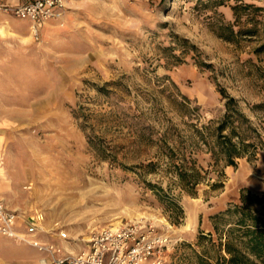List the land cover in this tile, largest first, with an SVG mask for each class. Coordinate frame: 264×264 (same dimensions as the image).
Segmentation results:
<instances>
[{"label": "rangeland", "instance_id": "1", "mask_svg": "<svg viewBox=\"0 0 264 264\" xmlns=\"http://www.w3.org/2000/svg\"><path fill=\"white\" fill-rule=\"evenodd\" d=\"M236 1L65 0L67 15L57 21L65 40L46 48L36 39L37 82L19 93L24 105L31 96L37 107L30 113L24 108L18 118L23 129L16 133L17 148L26 163L23 178L12 187L21 210L43 215L49 230L39 234L43 239H52L50 229L58 221L69 234L65 243L79 250L94 231L139 219L169 234L164 264H187L192 248L198 249V234L214 233L213 215L238 203L243 189L264 191V147L255 157L238 158L235 166L212 165L209 153L194 147L191 155L202 175L191 193L180 187L163 148L137 140L119 121L122 110L141 115L153 137L168 129L170 144L182 139L191 151L195 125L222 116L223 87L264 136V105L251 109L264 104V52L254 51L262 39L229 42L212 30L218 19L233 20ZM243 1L264 6V0ZM17 26L26 29L28 22ZM112 81L119 82L108 85L122 97L117 104L99 90ZM181 95L189 98V108ZM148 183L175 199L180 217ZM226 222L224 214L219 224ZM7 243L17 245L0 237V264H35L30 255L37 252L29 245H21L28 250L20 253L4 248ZM26 255L30 258L21 260Z\"/></svg>", "mask_w": 264, "mask_h": 264}, {"label": "trees", "instance_id": "2", "mask_svg": "<svg viewBox=\"0 0 264 264\" xmlns=\"http://www.w3.org/2000/svg\"><path fill=\"white\" fill-rule=\"evenodd\" d=\"M231 9L233 20L225 21L222 18L216 20L212 27L214 33L229 42L258 36L262 43L255 47L254 51L264 52V6L237 0L231 5ZM182 40L188 42L187 39ZM112 84L118 85L119 82H105L99 90L106 95H113V100L117 104L122 97L116 89H108V85ZM218 90L224 99V112L216 121L209 120L206 124L195 125L191 136L192 142H189L192 146L191 151L187 150V142L182 139L177 143L175 140V146L173 143L170 144L168 129L153 137V131L145 125L141 115L130 114L127 110H122L120 114L119 121L131 128L137 140L155 141L163 148L180 187L191 193L202 175L196 159L191 155L194 147L204 148L210 155L212 165L222 161L224 165L232 166L236 165L240 157H255L259 149L264 147V136L239 107L237 99L223 87H219ZM181 98L182 105L189 108L187 105L189 98L185 95H181ZM262 105L264 104H253L251 109ZM197 107L192 109L195 110ZM87 141L97 147L90 135H87ZM98 148L101 156L106 157L104 147L98 145ZM148 185L159 200L167 204L174 217L182 214L181 206L173 197L167 195L164 188L152 183ZM212 185L214 186V183ZM224 214L227 215L229 222L220 226ZM212 218L214 233L198 234L196 242L198 249L192 248L193 260L187 264H264V191L251 194L243 189L238 203L213 215ZM174 220L176 222L178 219Z\"/></svg>", "mask_w": 264, "mask_h": 264}, {"label": "built area", "instance_id": "3", "mask_svg": "<svg viewBox=\"0 0 264 264\" xmlns=\"http://www.w3.org/2000/svg\"><path fill=\"white\" fill-rule=\"evenodd\" d=\"M64 4L65 0H0V8L30 22L35 39L38 26L60 17ZM42 216L10 209L0 197V236L36 248L41 253L39 264H164L171 244L169 234L138 219L102 227L87 238L83 248L71 252L65 243L69 234L58 221L50 229L52 239L39 235L49 231Z\"/></svg>", "mask_w": 264, "mask_h": 264}, {"label": "crops", "instance_id": "4", "mask_svg": "<svg viewBox=\"0 0 264 264\" xmlns=\"http://www.w3.org/2000/svg\"><path fill=\"white\" fill-rule=\"evenodd\" d=\"M61 15L67 14L62 12ZM59 19V17L54 18L38 26V37H41L46 48L54 46L60 38L65 40V36L60 34L61 27L57 23ZM19 20L27 21L28 28L20 29L17 26ZM39 50L30 22L0 8V190L2 193L5 192V196L1 193L0 197L10 209H22L18 201L14 199V192L17 189L12 187L14 181L23 178L26 163L22 150L17 148L16 133L23 129V127L20 129L21 124L18 118L24 108L27 109L25 112L30 113L32 107H37L36 104H30L33 99L31 96L26 97L29 103L24 105V97L19 96V93L30 92L32 85L37 82L34 72L35 65H39ZM24 84L26 87L23 86ZM27 148L29 149L28 146ZM7 244L10 246H4V248L12 249V252L24 253L28 250L26 247H21L24 244L22 242H16L17 245ZM30 248L37 252L36 256L30 255V257L34 258L35 264H39L41 253L34 247L30 246ZM68 248L71 252L77 251ZM30 257L26 255L21 257V260L25 261Z\"/></svg>", "mask_w": 264, "mask_h": 264}, {"label": "bare ground", "instance_id": "5", "mask_svg": "<svg viewBox=\"0 0 264 264\" xmlns=\"http://www.w3.org/2000/svg\"><path fill=\"white\" fill-rule=\"evenodd\" d=\"M43 217V216H42Z\"/></svg>", "mask_w": 264, "mask_h": 264}]
</instances>
